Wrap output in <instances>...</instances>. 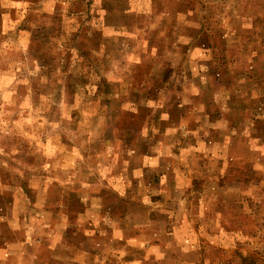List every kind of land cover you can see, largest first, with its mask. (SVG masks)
Here are the masks:
<instances>
[{
    "label": "rangeland",
    "instance_id": "1",
    "mask_svg": "<svg viewBox=\"0 0 264 264\" xmlns=\"http://www.w3.org/2000/svg\"><path fill=\"white\" fill-rule=\"evenodd\" d=\"M103 214L105 264H264V0H0V264Z\"/></svg>",
    "mask_w": 264,
    "mask_h": 264
},
{
    "label": "crops",
    "instance_id": "2",
    "mask_svg": "<svg viewBox=\"0 0 264 264\" xmlns=\"http://www.w3.org/2000/svg\"><path fill=\"white\" fill-rule=\"evenodd\" d=\"M157 161L159 159V156L154 157ZM154 166L157 163H152ZM177 188V187H176ZM176 188L173 189V191H176ZM72 213V212H71ZM94 226H99V230L94 232H85L86 227L82 226L80 230L77 228L78 223L71 225L73 227V236L74 237H81L84 240H87L88 243L91 241L93 242V247H89L88 249L82 248L83 250V256L82 258H76V257H61L60 255H53V252H49V258L42 259L40 261V264H105V258H107L110 255H123L126 253H123V251H116V250H122L121 247H119V244L124 245L123 248L130 247V249L133 250H142V245L144 242V238H142V235L133 234V236H126L125 232L121 233H114V236L112 234V230L110 231V228L112 227V223L110 220L105 218V215L103 214L102 217H92L88 220L87 227L90 226V223ZM106 227L109 228V231L102 232L101 229H106ZM118 246V247H117ZM79 251V249H78Z\"/></svg>",
    "mask_w": 264,
    "mask_h": 264
}]
</instances>
